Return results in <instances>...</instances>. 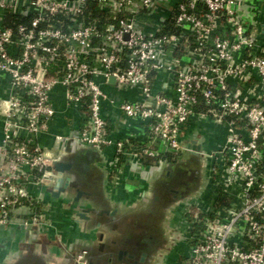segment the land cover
Returning a JSON list of instances; mask_svg holds the SVG:
<instances>
[{
    "label": "built area",
    "instance_id": "obj_1",
    "mask_svg": "<svg viewBox=\"0 0 264 264\" xmlns=\"http://www.w3.org/2000/svg\"><path fill=\"white\" fill-rule=\"evenodd\" d=\"M91 1L102 26L81 18ZM250 11L248 0H0V226L45 224L41 189L56 181L59 158L38 138L56 122L59 96L77 119L54 145L111 148L115 189L144 159H181L190 122L224 124L208 157L212 187L231 202L194 213L200 229L181 264H264V46ZM170 20L176 32L164 33ZM111 109L143 136L115 139Z\"/></svg>",
    "mask_w": 264,
    "mask_h": 264
},
{
    "label": "crops",
    "instance_id": "obj_2",
    "mask_svg": "<svg viewBox=\"0 0 264 264\" xmlns=\"http://www.w3.org/2000/svg\"><path fill=\"white\" fill-rule=\"evenodd\" d=\"M248 3L251 7L249 22L258 30V39L264 46V0H248ZM156 82L158 85L166 84L169 90L173 86L168 77L158 76ZM6 88V80L0 76V97ZM124 95L129 96L130 93ZM55 103L59 108L56 122L48 133L38 138L39 143L49 150L56 147L54 136L65 134L69 123L77 119L75 112L66 108L59 96ZM108 116L109 128L115 139L130 135L140 136L139 138L143 136L117 110L111 109ZM226 134L224 124L198 120L190 122L183 129L182 141L186 148L192 141L201 146L197 155H192L190 151L184 152L181 159L167 162L162 169L163 173L158 172L156 164L145 165L142 162L136 171L125 170L124 185L118 189L110 185L105 164L106 157H111L113 150L105 149L104 156L90 151L88 155L73 161L72 169L63 175L65 179L76 183V187L67 189L60 198L51 197L47 191L50 186L46 188L41 206L45 221L43 226H0V264H76L73 259L81 253H85L87 257L85 264H127L128 255L132 257L135 253L134 246L143 242V239L152 238L154 252H163L169 236L178 226L182 227V233L188 237L184 243H189L192 236L189 230L194 226V216L191 214L187 217L184 213L185 209L182 207L187 201L178 205L174 203L168 209L161 204V196L165 194L162 192L173 186V182L167 179L171 175H166L170 174L166 169L179 163L189 166L191 171L185 172L184 179L194 176L195 183L197 182L188 193L192 202L191 213L194 210L203 214L215 208L219 194L211 185L212 161L208 156L223 144ZM29 192L32 198L38 197V192L33 187L29 188ZM78 192L80 201L77 205H72ZM149 192L150 195L154 192L158 196L155 210L148 202ZM226 201L230 203L231 198L226 197ZM219 207L224 206L216 208ZM82 208L94 211L86 213L87 219L80 218L77 213ZM27 209L19 207L17 215L25 217ZM181 245L180 259L183 260V255H186L189 248ZM119 253L121 260H118Z\"/></svg>",
    "mask_w": 264,
    "mask_h": 264
},
{
    "label": "flooded vegetation",
    "instance_id": "obj_3",
    "mask_svg": "<svg viewBox=\"0 0 264 264\" xmlns=\"http://www.w3.org/2000/svg\"><path fill=\"white\" fill-rule=\"evenodd\" d=\"M51 153L55 156L58 157L59 159H65L69 157L71 161H76L77 159L84 157V155H88L89 152L91 151L90 148L87 147H72L68 145L65 142H59L57 143V147L54 150H49ZM180 165L176 166L173 170H171L170 174H167L168 177L171 175V177L167 178L170 179L171 182H173V186L171 189L167 188L166 191L162 192L165 193L163 194V197L161 196V204L163 203L164 208L168 209L169 206L180 204V202H184V205L182 208L185 209L184 213L188 215H191V207H192V202L190 200V197H188L189 190L194 189V186L196 185L195 183V177L192 176L189 177V179H184V175L186 173H189L190 168L189 166L179 163ZM69 171H66L67 173ZM160 173H163V170L158 171ZM186 172V173H185ZM64 173V174H65ZM164 175V174H163ZM59 177V175H57ZM57 177V178H58ZM55 185V182L50 185V189H52ZM76 187V183L70 182L68 187L69 188H74ZM148 197V202L150 203L151 207L156 209L157 205V195H155L154 192L150 195V192L147 195ZM159 202V201H158ZM160 204V207H161ZM41 231V230H40ZM182 227L178 226L173 230V233L169 236L167 245L165 246V250L163 252H154V246L153 243L151 242L152 238L150 240L148 239H143V242H138L134 246V251L132 257L128 255L127 259V264H151V262H154V260H157V262L153 264H181L182 259L180 257L182 256V245L183 247L187 245L189 248V243H184L187 241L188 237L185 236L182 233ZM36 233V232H35ZM37 234V233H36ZM152 244V245H151ZM188 252V251H187ZM187 254V253H186ZM184 257L186 255H183Z\"/></svg>",
    "mask_w": 264,
    "mask_h": 264
},
{
    "label": "water",
    "instance_id": "obj_4",
    "mask_svg": "<svg viewBox=\"0 0 264 264\" xmlns=\"http://www.w3.org/2000/svg\"><path fill=\"white\" fill-rule=\"evenodd\" d=\"M110 81L113 83L114 79L111 78ZM187 148L189 149V151L192 155H197V153L201 151V146L196 145L194 141H192V144L188 145ZM90 150L99 153V151H97L95 149L90 148ZM178 165H180V164H176V165L172 164V166L167 167L168 169H166V170H168V173H170L171 170H173ZM72 167H73V163L69 157H67L65 159H55L54 160L52 169L54 170V172L57 175H59V177L56 179L54 187L52 189L47 190L51 197L60 198V196L67 191L66 187H68V185L70 184V181L68 179H65L63 177V175L66 171H70L72 169ZM41 191L43 192V196H44L46 193V188L41 189ZM79 201H80V193L78 192L77 196L73 199L71 204L77 205L79 203ZM90 210L94 211L93 209H90V208L89 209L82 208L81 211L79 213H77V216L80 218H86L87 219V217H85V216H86V213H88ZM78 255H80V254H78ZM84 259H85V261H87L86 255H85ZM121 259H122L121 253H119L118 254V260H121ZM73 261L76 264H78L75 259H73Z\"/></svg>",
    "mask_w": 264,
    "mask_h": 264
},
{
    "label": "trees",
    "instance_id": "obj_5",
    "mask_svg": "<svg viewBox=\"0 0 264 264\" xmlns=\"http://www.w3.org/2000/svg\"><path fill=\"white\" fill-rule=\"evenodd\" d=\"M106 17L107 16L104 13L98 11L95 2L91 1L89 3V5H88V8H87L85 14L81 18H83L87 22L94 21V20L99 21L98 24L102 26L104 20L106 19ZM8 20H10V19H8ZM13 20H14V18H12V21ZM19 21H20L19 19L15 20V22H17V23ZM23 21H25V20H23ZM172 22L173 21H171V20L169 22L168 21L166 22L167 26H166V29L164 30V33H175L176 32L175 29L172 26ZM176 160L177 159L175 157L171 156V155H163V156H161L159 158V160H157V159L156 160L144 159L143 162H144L145 165H152V164H158L159 161L175 162ZM215 203H216V207L220 206V205L226 206V205L229 204V202L226 201V198L222 197V196H219V198L217 199V201ZM195 228L197 230H195ZM199 229H200V225L199 224H195L193 231L197 233L199 231Z\"/></svg>",
    "mask_w": 264,
    "mask_h": 264
},
{
    "label": "rangeland",
    "instance_id": "obj_6",
    "mask_svg": "<svg viewBox=\"0 0 264 264\" xmlns=\"http://www.w3.org/2000/svg\"><path fill=\"white\" fill-rule=\"evenodd\" d=\"M194 213H195V211L193 210V212H192L193 216H194ZM187 217H188V216H187ZM189 220H190V219H189ZM193 230H194V226L190 228L189 232H192L191 234H195L196 232H194ZM195 230H197V229L195 228ZM193 232H194V233H193Z\"/></svg>",
    "mask_w": 264,
    "mask_h": 264
}]
</instances>
